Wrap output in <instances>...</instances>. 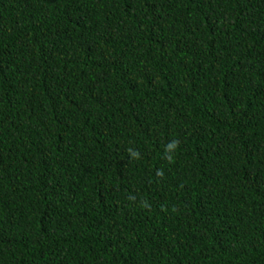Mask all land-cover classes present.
<instances>
[{"label":"trees","instance_id":"1","mask_svg":"<svg viewBox=\"0 0 264 264\" xmlns=\"http://www.w3.org/2000/svg\"><path fill=\"white\" fill-rule=\"evenodd\" d=\"M0 264H264V0H0Z\"/></svg>","mask_w":264,"mask_h":264},{"label":"clouds","instance_id":"2","mask_svg":"<svg viewBox=\"0 0 264 264\" xmlns=\"http://www.w3.org/2000/svg\"><path fill=\"white\" fill-rule=\"evenodd\" d=\"M176 147H178V141L172 140L169 144L166 145V150H173ZM134 157H137L138 158L139 157V153L138 152H135L134 153ZM169 159H171V158H169ZM157 174L162 176V171L161 170H158ZM144 206L147 207L146 204Z\"/></svg>","mask_w":264,"mask_h":264}]
</instances>
